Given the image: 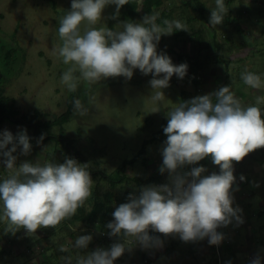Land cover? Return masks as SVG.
<instances>
[{
    "label": "clouds",
    "instance_id": "clouds-1",
    "mask_svg": "<svg viewBox=\"0 0 264 264\" xmlns=\"http://www.w3.org/2000/svg\"><path fill=\"white\" fill-rule=\"evenodd\" d=\"M127 2L71 0L70 9L59 19L61 42L52 51L67 66L61 81L70 91H76L81 80L91 86L107 77L122 75L130 80L137 68L142 74L151 73V99L156 104L153 111H158L170 78L173 74L184 78L189 68L187 61L175 63L167 51L158 50L159 42L162 35L189 29L178 18L158 23V12L145 13L141 19L118 20L121 27L93 26L105 16L107 6L115 5L111 17L116 18ZM210 9L208 23H223L229 9L226 0H215ZM82 21L89 24L83 32ZM241 78L253 88H264V76L247 66ZM257 101L245 102L231 84H224L171 107L163 127L167 136L159 165L160 173L167 171L168 182L141 186L138 194L128 193L126 202L115 207L114 219L106 225L110 229L107 234L123 239L108 247L81 251L93 240L91 232L82 230L71 245L80 250L75 256L68 245L60 244L65 253L63 264H114L136 242L143 248L162 246L163 239L150 234L149 229L178 234L184 241L207 237L209 244H220L225 237L218 230L221 226L243 222V209L234 204V191L239 187L235 184L234 161L264 146V95ZM72 103L74 111L88 112L80 96L73 97ZM43 138L41 133L37 143ZM32 147L26 126L15 134L8 128L0 131V165L8 170L0 178V220L7 221L4 231L12 234L21 228L29 234L42 226L57 225L75 214L92 195L93 179L87 162L66 155L63 162L24 159L17 163L19 155H27ZM209 156L219 171L208 173L206 165L195 163ZM190 164L195 166L185 170ZM239 179L247 177L241 173ZM226 264H232L231 260ZM248 264H264V257L256 255Z\"/></svg>",
    "mask_w": 264,
    "mask_h": 264
},
{
    "label": "rangeland",
    "instance_id": "rangeland-1",
    "mask_svg": "<svg viewBox=\"0 0 264 264\" xmlns=\"http://www.w3.org/2000/svg\"><path fill=\"white\" fill-rule=\"evenodd\" d=\"M186 1L162 0L160 6L155 9L154 12H158L159 16L168 14L167 19H181L189 29H184L185 33L177 37L174 36V32L162 35L158 50L164 49L172 57L173 62L179 63L181 62L178 58L180 53L196 54L194 38L191 34L201 29L205 48L198 57L204 65L196 73L192 72L190 75H188V68V73L182 79L173 74L170 78V85L164 89L166 97L159 102L160 110L153 111L156 104L151 99V85L149 84L151 73L142 74L137 68L130 80L122 75L107 77L91 86L81 80L75 92L84 101L88 112L80 114L75 111L67 122L50 128L51 133L64 134L72 140L73 146L81 152L90 170L111 174L122 165L124 159L132 158L141 147L142 141L150 137L153 131L159 129L162 122L167 123V111L182 100L181 89H185L192 97L212 92L221 84H231L236 93L237 90L248 93L254 88L241 78V73L246 70V66L248 70L259 72L264 76V0H226L228 12L223 23L217 26L208 23L210 7L215 6V0H201L205 3V18H200L193 9L194 6L188 5ZM70 7L71 0H0V95L4 94L12 98L14 105L21 112L27 113L37 109L45 113L43 119H51L66 108V101L71 91L62 83L61 73L67 66L61 58L53 54L52 50L61 42L58 33L59 19ZM114 9V4L107 6L104 9L105 16L93 26L108 24ZM143 15L140 12L132 19H141ZM129 18L120 9L118 20ZM117 21L113 28L121 27ZM244 25L248 26L244 27ZM88 26L87 21H82L81 31L83 32ZM213 32L215 39L221 42L223 40L225 45L228 44L227 41L231 44L232 42L234 44L244 43L250 48L256 47L258 51L250 53L247 61L242 59L238 63L233 59L230 60V65L225 68L222 63L216 62ZM223 32L227 34L224 39H222ZM10 48H15V52L12 58L8 59L5 52ZM236 50L242 51H234V54L226 51L224 56L226 58L242 56L248 48L240 46ZM191 76L198 77L200 83L194 84ZM259 91L264 95V88H260ZM257 98L253 97V102H258ZM22 126L27 127L33 147L27 155L20 154L17 163L24 159L41 163L46 160L63 162L65 146L62 141L59 145L50 139H43L37 143L39 137L35 136L32 127L14 122L9 118L0 123V131L8 128L15 134ZM166 136L165 133V139ZM163 142L159 140L149 142L146 145L145 163L142 158H139L134 164L127 166L125 171L127 175H144V177L118 185L114 189V206L117 207L119 203L127 200L124 195L125 191L138 194L141 186L168 182L167 171L159 172V165L162 163L160 149ZM261 161H264V146L250 151L240 161H234L237 176L235 184L240 180L241 173L247 179L240 180L239 183L243 184L244 181L248 183L244 188L234 191V204L242 207L243 222L233 221L227 226H221L218 230L224 232L225 237L218 245L209 244L207 237L184 241L179 238L178 234L174 235L177 239L175 253L179 257L176 261L170 258H167V261H171L172 264H226V261L231 260L232 264H248V261L256 255L264 257V206H261L263 198L255 193L260 189L261 182L258 179L264 175V163ZM199 162L206 165L208 173L213 170L219 171V166L211 161L210 156ZM190 168V165L185 166V170ZM7 172L8 170L0 165V178H3ZM91 176L92 191L97 190L99 196L102 197L104 191L109 188L108 183L101 175L91 174ZM262 184L264 185V182ZM237 192L242 195L239 197ZM90 202L91 197L84 203L87 209L90 208ZM102 219L99 216L95 222L86 221V226L92 227L90 229L81 228V223H77L72 228L60 226V223L56 226H42L36 230V233L29 234H26L23 228L15 234L5 232L7 221L0 220V249L3 250L0 255V264H21L32 257L35 259V264H41L42 251L35 252L34 250L38 247L45 248L51 243V232L59 240L65 239L69 247L73 248L71 245L76 236L83 234L82 230L92 232L91 229L99 226ZM64 220L61 222L63 223ZM94 231H96L95 235L98 240H102V237H110L107 234L110 229H107L105 224ZM37 235L39 239L43 237L45 242L43 240L40 243L36 242ZM60 244L62 243L58 242L54 247H59ZM203 246L205 248L200 250ZM28 247H33V250L29 251ZM94 248L89 243L88 249L84 251ZM79 251L76 248H73L72 252L70 250L73 256ZM27 253H33V255L30 256ZM124 261H126V256L122 259L117 258L114 264ZM142 261L138 259L135 264H144Z\"/></svg>",
    "mask_w": 264,
    "mask_h": 264
},
{
    "label": "trees",
    "instance_id": "trees-1",
    "mask_svg": "<svg viewBox=\"0 0 264 264\" xmlns=\"http://www.w3.org/2000/svg\"><path fill=\"white\" fill-rule=\"evenodd\" d=\"M162 3V0H128L127 3H125L121 9L123 13L127 14L131 19L135 16L139 15L140 12L143 14L145 13H152L155 11L157 7L160 6ZM186 3L188 5H193V9L198 13V16L200 18H205V3L201 0H187ZM167 15H160L157 18V22L163 24L164 21L167 19ZM119 19V17L116 18H110L108 21L107 26L114 27V23ZM185 33L184 29H178L174 31V36L177 37L179 35H183ZM213 38H214V46L216 47L215 50V59L216 62L222 63L224 62V58L221 56V44L220 41L215 39V33L213 32ZM191 36L194 38V45L196 49V54L194 55H187L186 53H180L178 58L180 61H187L189 64V73L190 75L192 72L196 73L200 68L203 67V61L198 57L200 55V52L205 48L204 43V37L202 35V30L198 29L197 31L192 32ZM15 52V48L8 49L6 53V58L10 59L12 58L13 54ZM228 64V60L225 61ZM191 81H193L194 84L198 85L200 83V80L196 76H191ZM181 98L188 99L190 98L189 93L185 89H181ZM78 96L75 91H71L69 93V97L66 101V108L63 112L59 113L58 115L53 116L51 119H43L45 113L41 112L40 110L34 109L31 112H21L16 106L14 105V101L12 98L6 95H0V123H2L6 118H9L11 120H14V122L22 123L24 125H27L29 127H32L35 133V136L40 137L41 133H44V140H54V143L59 145V142L62 141L63 145L65 146V156H72L80 159L81 162H86L85 158L81 154V152L76 149L73 144L72 140L68 137H66L64 134H53L50 132V128L54 125H62L64 122H67L71 115L75 112L73 108V97ZM215 99V98H213ZM264 107V105H262ZM166 122H162L161 127L155 131L152 132L151 136L147 139H144L142 141L141 147L137 151V153L130 159H124L122 162V165L118 166L114 173L106 174V173H98L97 171H92L89 169L90 173L92 175H101L105 181L108 183L109 188L106 189L102 195V197L99 196L97 190L92 191L91 197V204L90 208L87 209L86 206L83 204L81 205L75 214L72 216L66 217V222H76V221H82V222H95L99 216H101L103 219L101 220L102 225H107V222L113 218L112 212L114 211L115 207L113 205L114 199H115V193L114 189L120 185L121 183L128 182V181H137L140 180V178H143L144 175H127L125 173L126 168L128 165H132L135 163L136 160L139 158L143 159V162L145 163V160L147 158V150L146 145L149 142H154L156 140L159 141H165L164 137V131L163 127L166 125ZM60 136V137H59ZM198 162H196L197 164ZM195 166V165H194ZM129 191H125L124 195L125 198H128ZM126 202V201H125ZM150 234L152 235H158L163 236L164 233L156 232L152 229H149ZM3 252L2 248L0 249V255ZM51 254L46 255V261L49 264L52 260ZM23 264H30L28 260L23 262Z\"/></svg>",
    "mask_w": 264,
    "mask_h": 264
},
{
    "label": "crops",
    "instance_id": "crops-1",
    "mask_svg": "<svg viewBox=\"0 0 264 264\" xmlns=\"http://www.w3.org/2000/svg\"><path fill=\"white\" fill-rule=\"evenodd\" d=\"M248 25H244V27H247ZM258 34V33H257ZM227 35L225 32H223V37L222 39H224V36ZM219 41V40H218ZM225 42L222 40V42L220 41V44H221V56L222 58H224V60H235L237 61L238 63L241 62L242 59H244L245 61H247L248 59V56L249 54H253L252 52L254 51H258L256 47H248L246 44H242V43H236L234 44L232 42V44L230 43V41H227V45L224 44ZM230 43V44H229ZM240 46H244L246 49L248 48V51L245 53L243 52V55H239L238 57H235V58H226L224 56V53H232L234 54V51H237V52H241L240 50H236L237 47H240ZM230 49H233V50H230ZM259 49V48H258ZM245 50V49H244ZM260 50V49H259ZM230 51V52H229ZM262 51V49H261ZM222 62V65H224V67H228V65H230V63L228 62V64L226 62ZM237 63V64H238ZM249 64H250V61H249ZM226 73V72H225ZM225 78L226 75H225ZM222 85V84H221ZM237 90V89H236ZM263 92L259 91V89H257L255 91V88L254 89H251V91H249L248 93L246 92H242V91H238L237 90V95L240 96L245 102H253V97H259L261 96ZM255 103V102H253ZM261 163H264V161ZM197 164H200L197 163ZM260 177V176H259ZM264 175L261 176L258 180L261 182L260 184V189L259 191H256L255 193L258 194L259 196H261L263 198V200L261 201V206H264V185L262 184L264 182ZM240 180L237 181V184L239 185L238 189L239 188H244V186L248 183H246L244 181L243 184H240L239 183ZM257 185V184H256ZM237 195L240 197V195H242V193L240 192H237ZM246 195V194H245ZM61 223V225H60ZM58 223L60 226H70L72 228V226H75L77 223H81V228H92V227H88L86 226V222H82V221H76V222H66L65 220L62 222ZM57 224V225H58ZM99 226L95 227L94 229H91L93 230L91 233L93 234V240L90 242V245L91 246H94V247H97V246H104V247H108L111 245V243L115 240H118V239H123V237H120V236H110V237H102V240H98L97 236L95 235L96 231H94L95 229L99 228L102 223L98 224ZM56 226V225H54ZM25 232V231H24ZM50 232V231H48ZM100 232V231H99ZM26 233V232H25ZM24 233V234H25ZM102 234H105V232L101 231ZM100 233V235L102 236V234ZM51 234V243L50 244H47L45 248H37L35 249L34 251L37 252V251H42V255H43V259L41 260V264H46L48 263L46 261V255H53L52 256V260L49 264H63L62 262V256L65 254V253H62L61 250H59L60 247H54V245L56 243H64L65 245L67 244V241L65 239H61L59 240L57 238L56 235H54V233H50ZM70 234H73V232H70ZM70 239H72L71 236H69ZM162 239H163V245L160 246V247H153V248H143L139 242H136L134 243L130 248L126 249L125 252L120 256V257H117V258H125L126 256V261H124L123 263H120V264H135L138 259H141L143 260L142 262H144V264H172L171 261H167L166 259L167 258H170V259H173L176 261V258H178L179 256H177V254L175 253L176 250H175V245L177 244V239H175L176 237L172 234H164L163 236H160ZM41 239L38 238V235H37V241L36 242H41L42 240L44 241L43 237H40ZM107 238V239H105ZM58 241H57V240ZM74 239V238H73ZM40 240V241H39ZM45 242V241H44ZM12 243V242H11ZM46 243H48V241H46ZM16 244V243H15ZM17 245V244H16ZM68 245V244H67ZM69 246V245H68ZM205 248V246H203L200 250H203ZM29 251L30 250H33V247H28ZM69 249L71 250L72 252V249L73 248H70ZM85 249H83L84 251ZM18 252H21L20 250H18ZM16 252V254L18 253ZM28 254V253H27ZM28 255H33V253H30ZM75 256V255H74ZM162 256V257H161ZM175 256V257H174ZM177 256V257H176ZM139 257V258H138ZM117 258L115 259V262L117 261ZM175 258V259H174ZM28 260V259H27ZM29 263L30 264H35L34 261L35 259L32 257V258H29ZM114 262V263H115ZM23 264V263H21ZM175 264V263H174Z\"/></svg>",
    "mask_w": 264,
    "mask_h": 264
},
{
    "label": "built area",
    "instance_id": "built-area-1",
    "mask_svg": "<svg viewBox=\"0 0 264 264\" xmlns=\"http://www.w3.org/2000/svg\"><path fill=\"white\" fill-rule=\"evenodd\" d=\"M199 162V161H198ZM196 163V162H195ZM191 167H193L194 165L190 164Z\"/></svg>",
    "mask_w": 264,
    "mask_h": 264
}]
</instances>
